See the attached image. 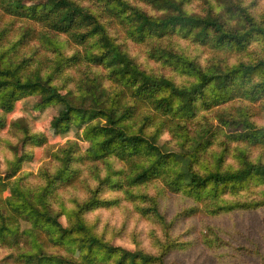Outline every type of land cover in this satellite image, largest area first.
Wrapping results in <instances>:
<instances>
[{"label":"trees","instance_id":"1","mask_svg":"<svg viewBox=\"0 0 264 264\" xmlns=\"http://www.w3.org/2000/svg\"><path fill=\"white\" fill-rule=\"evenodd\" d=\"M5 17L26 24L15 31L0 24L1 59L15 64L13 72L0 68V129L19 135L17 145L6 142L15 165L0 170L6 259L174 264L166 253L192 242L173 234L178 217L168 220L161 210L169 192L195 203L185 217L230 216L223 225L203 224L199 241L207 249L223 250L219 257L237 264H262L264 231L249 216L264 210V13L246 0H0ZM23 35L41 38L28 45ZM117 37L121 47L145 46L147 59L182 76L183 85L115 49ZM180 40L201 47V60L199 50L192 56ZM28 46L81 75L85 89L51 86L43 79L53 72L28 78L23 70L30 59L19 62ZM205 94L206 107L195 108L194 99ZM125 96L152 103L135 124L131 104L121 106ZM22 97L33 105L19 106ZM48 110L45 136L32 133L29 121ZM169 125L176 126L175 139L161 142ZM79 127L82 143L69 141L38 170L24 172L38 160L37 148ZM28 144L36 147L33 155L22 150ZM84 157L98 164L81 175L76 164ZM128 208L155 227L151 247L137 235L125 246L113 221L100 228L94 221L99 210ZM235 217L243 231L235 229Z\"/></svg>","mask_w":264,"mask_h":264},{"label":"rangeland","instance_id":"2","mask_svg":"<svg viewBox=\"0 0 264 264\" xmlns=\"http://www.w3.org/2000/svg\"><path fill=\"white\" fill-rule=\"evenodd\" d=\"M246 1L251 6V10H253L254 12L258 11L260 13H264V0ZM143 9L150 13H153L151 8L149 7L143 6ZM192 14L193 12H190L187 15V22L189 24L194 21ZM0 24L9 25L12 29L14 28V31L15 28L22 25H26L20 21L10 20L6 17L2 19L0 18ZM39 38H41V35L39 37L23 35V42L30 45L31 43L35 42L36 39ZM118 38L119 37H117V39L113 42V46L115 49L125 51L126 55L130 56L134 61H137L139 64H141L143 68L154 70L156 72L161 71L165 75L170 77L174 75V80H176L179 84L183 85L182 76H179L178 74L172 72L169 69H163L160 67L159 64L150 62L147 59L145 46L138 45L133 42H127L124 47H121V41H118ZM62 40L66 41V38L63 37ZM179 43L181 47L184 48V50H186L187 52H189L192 56H199L197 54V51H200L201 47L197 46L194 43L187 42L184 40H180ZM188 45L189 48H187ZM195 47H197V49H195ZM63 50H67V47L65 45L63 46ZM2 54L3 51L0 50V68L5 71L13 72L15 70V64L11 62H6L4 59H1ZM24 55H26L28 59H30V62L26 65L25 69L23 70V73L27 74L28 78H37L36 76L38 70H40L42 76H47L48 74L53 72V75L51 77L43 79L47 80L46 82H49L51 86L59 84L58 86L61 87L64 91H72L74 93L81 92L85 89V80L81 78V75L74 73V71L63 67L60 64H57L53 54L45 56L42 53L35 52L30 46H28L25 48V51H22L19 62L22 61ZM202 57L203 53L200 51L199 59L201 60ZM59 66L60 70L55 71L56 68H58ZM67 75H70V79L67 81H63L64 78H67ZM188 95L189 93L186 92V96ZM132 100L133 99H131L129 96H125L122 99L121 106L128 103L131 104L133 111L130 118V122L135 124L142 118V116L147 111L151 110L152 103L151 101L137 102ZM208 100V94H205L201 97H197L194 99L193 106L195 108H204L206 107ZM33 103L34 99L22 97L20 98L19 106L29 107L33 105ZM52 115L53 111L48 110L40 116L39 120H30L29 125L30 129L32 130L31 132L37 133L40 136H45V128L43 125V121L45 119L50 118ZM210 115L213 116L214 111L210 113ZM2 117L3 113H0V118ZM164 132V139L161 142H164V140L166 139L165 143L169 141H172L173 143L176 134V126L169 125L164 128ZM81 136V127L72 128L69 133L59 137L54 141H50L41 148H37L38 151H40L38 153V160L32 164H29L26 168L23 166L24 172L25 170H38L39 167L45 162L47 157L50 156L52 152L56 151L61 146L66 145V143H68L69 141L77 142L78 140H80L82 143L83 139L81 138ZM18 141L19 135L13 133H6L0 129V170L12 168L15 165V154L9 149L6 142H10L15 146L18 144ZM34 148L36 147L28 144L22 150L29 152L33 155ZM95 164H98V162H95L92 159L90 160L88 157H84L77 162L76 168L78 173L83 175L89 166L91 167ZM160 203L161 210L162 212H164L168 220H172L175 217H178V220L175 222L174 229L172 231L173 234L177 236L181 235V240L184 242H192L186 249L176 250L170 254V251H168L166 253L168 255L166 257L167 260L173 262L174 264H237L231 261L230 259H226L225 257H219L223 250H209L199 241L201 231L203 229V224L223 225L230 218V216H224L223 218H219L217 220L216 217H205L203 215H193L191 217H185L181 215L182 212L185 209L194 206L195 203L192 199L186 198L185 196L180 194L166 192L165 195L161 197ZM249 218L252 222L256 223L261 230L264 231V210H262L261 214H255L251 217L249 216ZM96 220L99 221V228L101 223H104L105 226V224H110L113 221L114 227L118 230L119 240H121L120 242L123 243L125 246H132V235H137V239L141 241L144 246H147L149 248V232L155 227L150 221L142 218L141 216L139 217L135 215L133 208H128L124 211L116 210L106 213H104L103 210H99L98 212L94 213V221ZM234 225L237 231H243L242 221L238 220L236 217ZM120 249L122 248H119V250ZM9 255V251L0 248V264L27 263L23 257H17L15 259H6ZM262 264H264V259L262 261Z\"/></svg>","mask_w":264,"mask_h":264}]
</instances>
